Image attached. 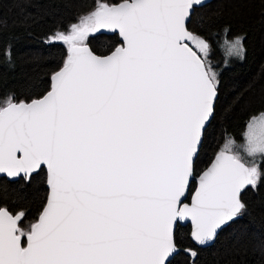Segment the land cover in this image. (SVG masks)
Returning a JSON list of instances; mask_svg holds the SVG:
<instances>
[{
	"label": "water",
	"instance_id": "obj_1",
	"mask_svg": "<svg viewBox=\"0 0 264 264\" xmlns=\"http://www.w3.org/2000/svg\"><path fill=\"white\" fill-rule=\"evenodd\" d=\"M210 1L106 5L114 50L69 40L50 89L0 109V179L44 168L48 189L24 244L20 214L0 207V264H167L177 225L206 247L240 211L243 161L222 150L193 173L217 90L187 24Z\"/></svg>",
	"mask_w": 264,
	"mask_h": 264
},
{
	"label": "trees",
	"instance_id": "obj_2",
	"mask_svg": "<svg viewBox=\"0 0 264 264\" xmlns=\"http://www.w3.org/2000/svg\"><path fill=\"white\" fill-rule=\"evenodd\" d=\"M122 1L0 0V109L43 96L52 74L69 57L67 37L92 27L102 4ZM187 31L189 46L204 62L217 90L214 114L194 162L193 173L198 175L229 137L241 141L248 120L264 110V0H212L194 7ZM234 38L241 42L242 59L226 56V45ZM120 43L117 34L100 31L84 39L99 55ZM46 181L44 168L29 178L0 179V207L20 214L16 234L23 244L45 206ZM194 188L191 182L189 195ZM240 201V211L210 246L192 242L190 225H177L176 252L167 264H264V156Z\"/></svg>",
	"mask_w": 264,
	"mask_h": 264
},
{
	"label": "rangeland",
	"instance_id": "obj_3",
	"mask_svg": "<svg viewBox=\"0 0 264 264\" xmlns=\"http://www.w3.org/2000/svg\"><path fill=\"white\" fill-rule=\"evenodd\" d=\"M105 6L106 4H102L95 13V21L92 27L85 26L75 35L67 37L68 40L72 41V44H84L87 34L98 31V24L104 22L108 16L107 13H104L103 8ZM225 53L230 59L243 58V48L238 38L228 41ZM223 150L232 153L237 159L243 161L254 175V169L257 167L260 158L264 156V110L248 120L241 141L229 137Z\"/></svg>",
	"mask_w": 264,
	"mask_h": 264
}]
</instances>
